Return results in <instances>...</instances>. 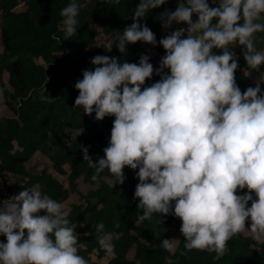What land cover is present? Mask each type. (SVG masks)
I'll return each mask as SVG.
<instances>
[{
  "label": "clouds",
  "instance_id": "1",
  "mask_svg": "<svg viewBox=\"0 0 264 264\" xmlns=\"http://www.w3.org/2000/svg\"><path fill=\"white\" fill-rule=\"evenodd\" d=\"M167 2L139 0L133 23L103 49L111 52L115 45L125 53L126 44L138 41L157 46L156 35L140 20ZM211 2L218 6L176 0L174 11L160 15L164 30L186 27L159 40L165 55L157 68L147 55L138 64L96 55L90 60L94 67L83 70L74 85L79 93L74 108L95 113L97 121L115 117L97 162L82 147L83 160L94 169L91 179L98 181L107 170L115 186L124 183L125 167L135 171L139 183L133 198L143 210L138 221L151 220L154 213L179 218L182 255L198 250L223 256L228 241L239 234L264 244V76L242 92L233 50L242 48L251 70L264 65V51L256 44L257 34L264 33V0ZM79 9L73 0L60 13L66 40L77 34ZM154 73L160 80L143 87ZM71 211L38 186L0 201V235L7 241L0 242V264H88L78 254ZM104 229L103 223L96 225V239L112 255L114 237ZM177 241L163 239L161 247L174 253Z\"/></svg>",
  "mask_w": 264,
  "mask_h": 264
},
{
  "label": "trees",
  "instance_id": "2",
  "mask_svg": "<svg viewBox=\"0 0 264 264\" xmlns=\"http://www.w3.org/2000/svg\"><path fill=\"white\" fill-rule=\"evenodd\" d=\"M72 2L0 0V82L5 75L9 76L11 90H4V103L14 115L0 118V180L13 176L19 181L15 185L3 182L1 185L10 192L18 189V193L24 187L38 186L64 204L79 191L80 179L92 187L97 186L85 197L81 196L86 199L85 203L69 207L72 209L70 220L79 237L78 254L88 264H105L101 261L109 256L106 264H169V261L171 264H264V244H257L251 236L242 234L228 241V251L223 256L198 250L182 255L186 251L183 235L175 252L170 253L161 247V242L172 239L173 231L180 232L182 221L174 215L160 216L158 213H154L151 220L138 221L143 210L137 208L139 200L133 198L139 183L135 171L125 167L124 183L115 186L108 182H114V177L107 170L100 174L98 181L91 179L94 169L83 160L82 147L88 148L93 162H97L108 146L115 117L97 121L95 113L85 115L82 109L74 108L79 94L74 88L76 81L82 79L83 70L94 67L90 60L96 55L137 64L142 55H147L149 62L157 68L165 55L159 40L186 25L174 24L168 30L162 28L160 15L176 8V0H168L140 20L156 35L157 46L138 41L126 44L125 53L115 45L111 52H106L99 37L114 39L122 35V31L133 23L132 9L139 0H120L116 5L105 3V0H76L80 5L77 34L66 40L62 30L64 18L60 13ZM209 3L212 7L218 6L211 0ZM196 19L194 15L193 20ZM256 44L258 50L264 51V33L257 34ZM233 50L239 65L236 82L243 92L248 87H255L264 76V65L259 71L251 70L244 60L242 48ZM214 52L219 54V50ZM159 80L160 76L154 73L143 87ZM261 88L264 90V83ZM37 153L46 156L59 175L68 176L69 188L46 170L28 171L26 165ZM67 166L72 169L69 175ZM253 197L255 199L254 194ZM98 223L105 225V232L113 234L115 248L112 255L99 248L95 231ZM247 226H250V220ZM0 242L6 243V237L0 235ZM132 249L135 250L134 260L128 258Z\"/></svg>",
  "mask_w": 264,
  "mask_h": 264
},
{
  "label": "rangeland",
  "instance_id": "3",
  "mask_svg": "<svg viewBox=\"0 0 264 264\" xmlns=\"http://www.w3.org/2000/svg\"><path fill=\"white\" fill-rule=\"evenodd\" d=\"M19 11L22 10V8L18 9ZM2 23V17L0 16V24ZM109 38L107 36H100L99 37V43H105ZM0 51H2V45L0 43ZM11 90V87L9 85V76L5 75L3 77V80L0 82V118L3 117H13V113L8 109V107L4 103V90ZM26 168L28 171L33 172V173H39L43 170H46L49 174L54 176L56 179H58L66 188H69V182H68V176H62L59 175L53 168L52 162L44 156L42 153H37L32 160L26 165ZM68 175L72 171L70 167H66ZM4 183L5 185H15L19 184L18 178L13 177V176H8L6 180H0V184ZM109 183L113 184L111 180H108ZM78 188L79 191L77 193H74L72 197L68 200L66 205L70 207L71 204H79V203H85L86 199L81 198V196H86L90 191L97 189V186H90L89 184H86L83 179H80L78 182ZM85 201V202H84ZM182 233L179 231H173L172 239H177V245L178 242L180 241ZM244 236H251L250 234H243ZM134 254L135 250L132 249L129 254L128 258L134 260ZM93 260H97L96 256H92ZM110 256L108 258L102 259V263H107L109 260Z\"/></svg>",
  "mask_w": 264,
  "mask_h": 264
},
{
  "label": "built area",
  "instance_id": "4",
  "mask_svg": "<svg viewBox=\"0 0 264 264\" xmlns=\"http://www.w3.org/2000/svg\"><path fill=\"white\" fill-rule=\"evenodd\" d=\"M16 192H10L6 187L0 184V201L8 199L12 195H16Z\"/></svg>",
  "mask_w": 264,
  "mask_h": 264
}]
</instances>
